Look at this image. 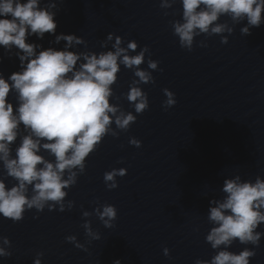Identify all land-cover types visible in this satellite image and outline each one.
<instances>
[{"label": "water", "instance_id": "obj_1", "mask_svg": "<svg viewBox=\"0 0 264 264\" xmlns=\"http://www.w3.org/2000/svg\"><path fill=\"white\" fill-rule=\"evenodd\" d=\"M159 3L57 0V33L81 35L88 48L98 51L107 33L116 32L149 45L163 71L153 70L155 83L143 85L149 109L138 114L128 132L106 136L87 158L86 172L69 190L67 199L75 201L71 210L46 208L37 213L32 209L18 223L0 216V235L11 239L13 251L11 257L0 258V264H33L37 251L44 252L43 264H112L116 258L122 264H194L197 257L210 258L213 253L204 239L210 227L206 214L209 198L223 196V178L236 171L244 178L264 175V25L247 36L241 34V25H235L227 43L213 35L207 47L194 46L189 52L179 46L169 24L180 18L179 0L167 16ZM225 21L233 26L221 17L220 22ZM50 39L46 33L38 42L48 47ZM79 47L82 50L84 45ZM18 64L15 56L5 57L0 70L7 75ZM118 76L113 86L117 95L128 90L133 73L122 67ZM165 87L177 99L167 110L162 106ZM118 102L133 110L124 97ZM130 136L142 145L129 144ZM112 167L128 171L117 177L118 187L109 190L103 174ZM97 198L118 208L115 227H105L95 216L82 217L83 209H94ZM84 219H91L101 233L99 240L87 244L88 251L65 240L75 234L87 243ZM197 225L199 231H194ZM163 246L171 250L172 259L163 254ZM244 246L234 243L231 249ZM251 264H264V238Z\"/></svg>", "mask_w": 264, "mask_h": 264}, {"label": "clouds", "instance_id": "obj_2", "mask_svg": "<svg viewBox=\"0 0 264 264\" xmlns=\"http://www.w3.org/2000/svg\"><path fill=\"white\" fill-rule=\"evenodd\" d=\"M176 3L160 0L159 7L167 16V10ZM179 3L180 18L169 24L179 46L189 52L194 46L207 47V39L213 35L227 43L235 25H241L240 32L246 36L264 25V0ZM58 12L57 0H0V48L4 53L0 63L13 56L19 61L18 69L10 74L0 70V216L13 223L22 221L32 209L37 213L46 208L63 212L74 207L75 201L67 197L86 172L87 158L106 136L128 132L138 114L149 109V95L143 85L155 83L153 70L163 71L160 61L152 58L149 45L141 46L116 32L107 33L98 51L88 48L81 35L57 33ZM221 17L230 19L233 26L220 22ZM46 33L53 37L48 47L38 42ZM201 35L205 38L197 41ZM61 42L63 47L53 46ZM80 45H84L82 50ZM144 64L147 67H142ZM122 67L131 70L133 79L128 90L117 95L113 86ZM162 91L166 96L162 106L167 110L177 103L176 94L167 87ZM121 96L134 111L118 102ZM128 142L142 145L135 136ZM127 171L126 167L106 170L103 180L107 189L117 188V177ZM220 191L222 197L209 198L206 214L210 227L204 239L213 253L210 258L197 257L194 264H251L264 238V175L244 178L236 171L223 178ZM94 203L91 211L81 205L82 217L95 216L105 227H115L116 205L99 198ZM81 226L87 243L80 242L75 234L65 240L88 251L87 244L99 240L101 233L92 227L91 219H84ZM194 231H199V225ZM234 243L245 246L233 251ZM163 254L172 259L167 246H163ZM12 255L11 239L0 235V258ZM43 256V251H37L33 264H43ZM112 264H122V259L116 258Z\"/></svg>", "mask_w": 264, "mask_h": 264}]
</instances>
